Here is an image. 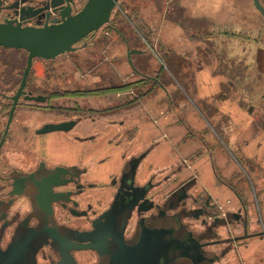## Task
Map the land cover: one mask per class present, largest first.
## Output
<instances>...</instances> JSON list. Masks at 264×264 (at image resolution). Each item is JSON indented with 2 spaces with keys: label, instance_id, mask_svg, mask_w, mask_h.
I'll list each match as a JSON object with an SVG mask.
<instances>
[{
  "label": "flooded vegetation",
  "instance_id": "obj_1",
  "mask_svg": "<svg viewBox=\"0 0 264 264\" xmlns=\"http://www.w3.org/2000/svg\"><path fill=\"white\" fill-rule=\"evenodd\" d=\"M5 1L6 4L15 2ZM1 14H4L3 21L17 18L13 11H2ZM27 23L35 24L36 20ZM220 28L211 27L218 33H221ZM101 30L81 41L79 44L83 45L79 50L88 48L89 42L84 41L97 37ZM110 30L124 40L130 64L128 51L132 49L127 38L114 27ZM213 33L208 28L203 33L194 31L192 43L204 35L205 39L202 37L201 41L211 45L212 36L218 35ZM135 51L142 52L140 49ZM134 72L141 79L128 85L140 86L152 81L155 88L163 86L157 73L152 77L136 67ZM109 90L108 87L105 93L93 91L90 96L102 94L111 100L114 95L131 94L129 91L116 94ZM79 91L38 93L25 90L14 108L17 90L8 92L0 87V257L18 237L32 234L37 248L36 264H40V259L49 264H74L72 258L75 264H82L78 254L85 251L94 253L97 264L99 255L96 251L79 250L74 246L86 242L79 241L78 237L87 232L93 233L96 244L107 241L103 251L108 255L105 264H163L165 240L162 233L156 235L145 229L150 223H164V210L168 205L173 209L179 205L188 212L186 219L191 223L185 222V240L191 247V254L193 249L203 251L208 259L215 260L213 264H221L228 255L234 254L241 240L264 235V225L261 230L248 234L250 217L242 193L245 188L256 193L257 186L243 165L240 168L237 164L240 159L234 155L230 157L239 168L238 175L225 179L217 172L213 159L212 164L218 179L216 187L233 192L237 201L235 209H227L226 204L208 191L197 188L194 175L163 200L164 180L158 179L162 172L152 173L150 177L148 172L142 175V166L155 149L154 144L137 153L126 149L121 155L123 164L118 171L107 174L109 177L105 180H97L98 168L110 163L112 156L107 155L97 163L90 162L95 164L90 166L82 161V146L105 144L118 148L123 141L133 144L139 126H131V121L151 120V111L131 107L137 99L123 107L84 109L79 106L80 100H88L90 96H79ZM97 129L103 131L99 133ZM115 129L121 130L120 134L112 135ZM108 134L114 138L105 142L103 138ZM180 169L182 167L173 174ZM171 175L166 176V182L175 176ZM227 204L232 207L233 203L228 201ZM258 222L264 224L260 210ZM238 229L241 234L236 233ZM167 230L169 238L174 239L172 231ZM59 239L70 241L72 246H64ZM131 243L136 248L129 250L127 245ZM67 255L71 259H66Z\"/></svg>",
  "mask_w": 264,
  "mask_h": 264
},
{
  "label": "rangeland",
  "instance_id": "obj_2",
  "mask_svg": "<svg viewBox=\"0 0 264 264\" xmlns=\"http://www.w3.org/2000/svg\"><path fill=\"white\" fill-rule=\"evenodd\" d=\"M85 2L86 0H76L77 10H80ZM181 2L171 7L170 0H167V4L166 0H120L110 26H105L97 37L84 41V43L89 42L88 48L63 54L53 61L35 59L26 90L38 93H45L48 90L105 93L109 87L108 92L117 94L123 93L120 91L121 88L128 87V84L140 81L141 77L136 75L133 66L152 77L157 73L163 86L157 85L155 88L152 81H146V85L126 89L125 92L129 91L130 95L120 93V96L114 95L111 100L102 94L90 96L88 100L81 101L79 98V106L84 109L120 105L123 107L129 101L137 99L131 107L136 106V109L151 111L150 118L156 119L162 115V111L164 116H168L163 122L161 120L157 124H151L155 132L153 136L148 133L147 138L160 137L162 133H167L169 137L170 134H174L176 137L174 140L160 139L157 141V147L161 150L166 146L170 155L181 157L182 160L179 161L182 162L175 159L177 161L170 164L163 170L164 172L149 165L146 166L149 167L146 171L144 164L142 166V175L146 171L148 177L152 173L162 172L158 179L164 180L163 200L172 190L185 183L189 176L194 175V168L200 172L203 170L204 163L198 162L201 159L199 157L208 151H210L207 153L210 161L213 159L217 172L225 179L239 173V168L230 157L234 155L241 161L237 163L240 168L243 165L256 183L261 181L264 183V16L254 4H251L250 9L246 5H238L240 10L247 14L244 17L255 27V29H239L232 26L230 21L228 25H226L227 21L219 22V18L224 14L211 19L197 14V17H194L195 11H190L192 6L188 11L189 4ZM243 2L245 4L244 0ZM261 3L264 6V0H261ZM175 7L184 9L175 14L177 18L174 21L175 27L187 30L189 37L186 35L172 37L171 34L167 35L168 30L165 37L161 35L163 29L161 30L160 27L171 25L169 20L173 18L172 10ZM164 9L167 14L162 18ZM248 10L259 13L249 14ZM251 15H257L258 19H252ZM3 18L4 14H1V22ZM219 26L222 27L219 30L221 33L211 29ZM111 27L118 29L127 38L132 50H142L132 55V64H128L124 40L116 32H112ZM205 28L214 32L213 35L218 34L212 36L211 45L201 41L202 37L203 40L205 39L204 35H201L194 43V52L188 48L184 51H182L183 47L179 49L181 47L179 42H182L180 38L192 43L191 33L194 31L203 33ZM107 32L109 35L106 34ZM82 45L78 44L77 47ZM26 61L25 51L0 47V87L4 91L18 90ZM203 67L224 79V83L221 84L224 95L215 96V101L198 98L197 93H202L204 88L199 82L200 75H197V71L201 68L203 70ZM207 87L205 94H213L219 88L216 84L210 89ZM170 99L173 100V104ZM222 99L234 104V106L231 104V107L236 108L238 105L240 118H243L238 120L230 112H224L221 107L215 108V103L218 105ZM156 107L158 112L155 110ZM90 125L89 123L88 126L91 128ZM184 125L188 132L197 138L189 141ZM180 137L185 138V142L180 143L181 145L177 144ZM247 143H250V147L246 150ZM241 145L244 148L242 153L239 151ZM177 147L181 152L195 153L194 157L183 158L179 155ZM146 148L144 144L141 149ZM109 149L111 147L103 148V150ZM199 150L203 153H198ZM89 165L95 166L91 163ZM178 167L182 169L176 175L173 174ZM170 175L175 176L166 182V176ZM196 181L197 188H200L202 186L200 181ZM70 221L73 223L72 220ZM186 222L190 220L186 219ZM93 254L90 251L79 252L78 257L82 264H95L96 257ZM40 264L49 263L40 259Z\"/></svg>",
  "mask_w": 264,
  "mask_h": 264
},
{
  "label": "water",
  "instance_id": "obj_3",
  "mask_svg": "<svg viewBox=\"0 0 264 264\" xmlns=\"http://www.w3.org/2000/svg\"><path fill=\"white\" fill-rule=\"evenodd\" d=\"M14 1L11 4H6L5 0H0V13L13 11L17 16L16 19L0 21V47L23 50L27 53L26 67L14 97L13 106L15 108L19 98L25 93L35 59L52 61L63 54L78 51L77 45L81 41L111 23L120 0H86L80 10L76 8V0ZM252 1L256 9L264 16V6L261 1ZM33 19L36 20L35 24L27 23ZM135 52L138 51H128L130 64H132L131 55ZM174 207L175 209L168 205L164 210L163 224L150 223L145 229L146 232H155L156 235L162 233L165 240L163 242V264H213L215 260L208 259L203 251L200 253L193 249V254H191V247L185 240L187 224L184 220L188 218V212L179 208V205ZM171 221H174L172 225L170 224ZM167 229L172 231L174 239L169 238L166 233L168 232ZM33 239L32 234H29L28 237H18L9 245L7 252L1 254L0 264H36L35 252L37 248ZM78 239L88 243L81 242L80 245H74L76 248L96 251L99 255L97 264L107 262V252H103L106 240L102 245L96 244L93 242V233L87 232L80 233ZM59 240L64 246H72L70 241ZM127 246L129 250L136 248V245L132 243ZM68 257L69 255L66 259ZM69 258L71 259V257ZM72 259V263L75 264Z\"/></svg>",
  "mask_w": 264,
  "mask_h": 264
},
{
  "label": "crops",
  "instance_id": "obj_4",
  "mask_svg": "<svg viewBox=\"0 0 264 264\" xmlns=\"http://www.w3.org/2000/svg\"><path fill=\"white\" fill-rule=\"evenodd\" d=\"M179 0H170L171 7L173 5L177 6V4H180V2L182 0H180V2H177ZM245 4L243 2V0H184L181 3L183 4H189V8L188 11L190 9V7L192 6V9L190 11H195L194 12V17H197V15H201L200 17H207L208 19L214 18V17H219V15H223L222 17L219 18V22L222 23H226L225 21H227V24H229L228 21H230L232 26H235V28H239V29H255L254 25L251 24L247 18L244 17V15H247L246 13H244L243 11L240 10V7L238 5H246L249 7L251 4H253L252 0H244ZM166 4H167V0H166ZM165 4V5H166ZM179 6V5H178ZM181 8V9H180ZM168 10V9H167ZM174 10H176L174 12ZM172 10V14H173V18L172 21L171 19L169 20L171 23V25L167 26H162L160 27L161 31V35L164 36L166 31L168 32L167 35L171 34V36H175L178 35L180 37L186 35V37H189L188 31L186 33L185 30L180 29V28H176L174 21L177 19L176 15L178 11H183L184 9L182 7H178ZM255 12L259 13L258 11H250L248 10L247 13H251L254 14ZM167 14L166 9H164V13L162 15V18L165 17V15ZM197 14V15H196ZM252 16V15H251ZM252 16V19H258V17ZM190 29V27H188ZM188 34V35H187ZM165 37V36H164ZM171 37V38H172ZM180 40H182L179 47V49H181L182 47V51L185 50V48H188L191 52L195 51V47H194V43H189L187 40H183L180 38ZM169 42V40H167ZM193 44V45H191ZM173 46V45H170ZM180 51V50H179ZM183 54V53H182ZM197 75H200V79L199 82L202 85L203 92L200 94H198V98L199 100L204 99V101H208V100H213L215 101V96L218 95V97L222 94L224 95L223 91L221 90V84L224 83V79H222L220 76L216 75L214 72H210V69L203 67V70L201 68V70L199 69L197 71ZM209 73V74H208ZM204 79V80H203ZM201 80V81H200ZM216 84L217 86H219L218 91L214 92L213 94H205L207 91L205 89V87H207L208 89H210V87ZM170 101H172V104L174 103L172 99H170ZM171 103V102H170ZM231 104H229V102H227L226 99H222L221 102H219L218 105H216L215 103V108H217V106L221 107V109L228 113L230 112L233 116H235L236 119L239 120L240 116L239 115V111H238V105L236 108L231 107ZM234 106V104H232ZM240 109V108H239ZM153 110V109H151ZM156 112H158V107L155 108ZM152 114V113H150ZM164 112L162 111V115L158 116L156 119L150 118L151 120H141V121H137V120H132L131 121V126H139V130L138 133L135 134L136 137L133 140V144H125L123 142L122 145L120 147H114V145L108 146L111 147V149L109 150H103V148L107 145L105 144H94V145H83L81 150L83 153V158L82 161L84 164H89L90 162H94L96 160H101L103 157L107 156V155H111V162L107 163L106 165L102 166L101 168H98V176L96 177L97 180L101 181V180H105L107 179L109 176L107 174H111V173H116L118 171V169L122 166V162H121V155L124 153V151L126 149L129 148V150L131 151V153H137L139 151H141L142 149V145L145 144V147H150L153 144L155 145V149L151 152L150 156L147 158V161L144 163V169H146V171L148 170L149 167L146 166H154L158 169H161L159 171H163L165 169H167L169 167L170 164H173L175 161H179L180 159L182 160L181 157L177 158L174 155H170V152L167 151V147L163 146L161 150L158 149L157 147V141H159L160 139H162L163 141H165V138H172L173 140L176 138L174 134H170V137L167 133H162V135L160 137H148L147 135L148 133L153 136L154 132H155V128L153 125L151 124H157L158 122H163L165 121L164 118L168 117V116H164ZM170 115V114H168ZM243 118V117H241ZM240 118V119H241ZM210 122V124H212L211 120H208ZM184 128L186 127V125L183 126ZM188 135V140L191 141L192 138H197L194 135H192L190 132H188L187 127L185 128ZM99 131V133L101 131H103L102 129H97V132ZM161 131L163 132V130L161 129ZM173 131V130H171ZM180 130L178 129V132ZM96 132V130L94 131V133ZM121 130L115 129L112 133V135H116V134H120ZM139 136V137H138ZM186 137V140H187ZM114 138V136L111 135H106L104 136V140L106 142L107 139L112 140ZM153 138V139H152ZM152 139V140H151ZM187 140V141H188ZM185 142V138L184 137H180L179 141L177 142V144L181 145L180 143ZM250 143L246 144V150L250 147L249 146ZM178 145V146H179ZM258 146V145H257ZM257 146L255 147V149L257 148ZM178 151H179V155L183 156V158L185 157H190L195 155V153L190 152V153H185L184 151L181 152V150L177 147ZM239 151L242 153V150L244 151L243 146L241 145L239 147ZM89 151V152H88ZM90 153L92 155H90ZM197 153V152H196ZM198 153H203L201 150L198 151ZM207 153H210V151L208 152H204L203 155H201L199 158L198 162H203L204 163V167L203 170L197 171L194 168V177L196 180L200 181L201 183V187L199 188L200 190H206L208 191L210 194L213 195L214 198H216L217 200H219L221 203H224L227 205V209H235L234 207L237 206V201L235 199V195L233 194V192L229 189L226 188H217L216 183H217V176L212 164V160L210 161L209 159V155ZM244 153V152H243ZM211 156V154H210ZM94 157V158H93ZM154 158V159H153ZM207 158V159H206ZM177 159V160H175ZM197 159V158H196ZM182 162V161H179ZM210 162V163H209ZM214 162V161H213ZM184 163V162H183ZM114 165V166H113ZM180 165V164H179ZM215 165V163H214ZM216 168V166H215ZM97 168L94 169V171H96ZM146 171H144L146 173ZM164 172V171H163ZM105 174V175H104ZM104 175V176H103ZM193 176V175H191ZM225 178V177H224ZM230 178V177H228ZM252 182H254V184H256V193H252L250 190H248L247 188H245L243 190V197L246 201L247 204V208H248V214L250 217V223L248 226V234H252L255 233L259 230H261L262 226L264 224L258 222V215H259V210L261 211L262 216L264 217V183L261 181L260 183H256V181L254 180L253 176L251 177ZM228 201H231L232 207L229 206L227 203ZM235 232V231H234ZM241 230L238 229L236 230L237 234H241ZM221 264H264V235L261 237H252L250 236V238H245L243 240L240 241V245H239V249L234 253V254H230L228 255Z\"/></svg>",
  "mask_w": 264,
  "mask_h": 264
},
{
  "label": "trees",
  "instance_id": "obj_5",
  "mask_svg": "<svg viewBox=\"0 0 264 264\" xmlns=\"http://www.w3.org/2000/svg\"><path fill=\"white\" fill-rule=\"evenodd\" d=\"M111 24V23H110ZM112 26V25H111ZM133 86H138V85H135V84H131V85H129L128 87H125V88H121L122 90H120V91H125L126 89H130L131 87H133ZM92 93H93V91H91V92H83V91H79V96H90V95H92Z\"/></svg>",
  "mask_w": 264,
  "mask_h": 264
}]
</instances>
